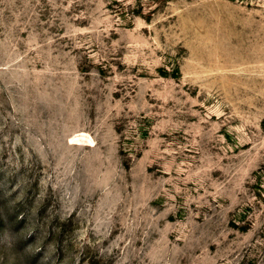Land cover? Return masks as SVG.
I'll return each instance as SVG.
<instances>
[{
  "label": "rangeland",
  "instance_id": "374dc122",
  "mask_svg": "<svg viewBox=\"0 0 264 264\" xmlns=\"http://www.w3.org/2000/svg\"><path fill=\"white\" fill-rule=\"evenodd\" d=\"M0 264H264V0H0Z\"/></svg>",
  "mask_w": 264,
  "mask_h": 264
}]
</instances>
